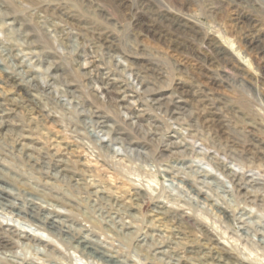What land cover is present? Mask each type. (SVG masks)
<instances>
[{"label":"clouds","instance_id":"9594fccd","mask_svg":"<svg viewBox=\"0 0 264 264\" xmlns=\"http://www.w3.org/2000/svg\"><path fill=\"white\" fill-rule=\"evenodd\" d=\"M0 264H264V0H0Z\"/></svg>","mask_w":264,"mask_h":264}]
</instances>
